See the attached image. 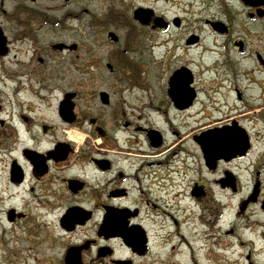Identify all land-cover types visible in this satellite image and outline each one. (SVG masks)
Returning a JSON list of instances; mask_svg holds the SVG:
<instances>
[{
	"label": "flooded vegetation",
	"instance_id": "1",
	"mask_svg": "<svg viewBox=\"0 0 264 264\" xmlns=\"http://www.w3.org/2000/svg\"><path fill=\"white\" fill-rule=\"evenodd\" d=\"M44 1L52 0H0V209L8 223L54 215L62 236H77L64 242L62 264L69 248L81 264H135L162 223H184L181 214L196 210L202 225H217L233 199L238 218L263 215L264 238V0H173L184 8L174 14L161 8L172 0H109L90 17L98 43L110 45L103 59L111 73L86 75L99 86L65 73L79 68L84 48V60L98 62L68 37L78 33L67 25L79 17L66 7L71 0L60 8ZM145 33L166 35L150 47L167 50L209 40L202 51L213 67L199 74H219L201 85L188 64L159 80L129 72L140 65L135 44Z\"/></svg>",
	"mask_w": 264,
	"mask_h": 264
},
{
	"label": "rangeland",
	"instance_id": "2",
	"mask_svg": "<svg viewBox=\"0 0 264 264\" xmlns=\"http://www.w3.org/2000/svg\"><path fill=\"white\" fill-rule=\"evenodd\" d=\"M64 0L44 1L43 6L55 7L62 5ZM109 0H71L66 7L77 12L79 17L69 21L68 26H74L78 32L74 35H68L75 40L85 44L86 48H92L97 63L89 64L84 59L88 58V50L81 51L82 63L77 70L65 66V73L72 75H81L78 79L72 77L80 83L96 82L97 86L101 83L98 78H88L89 74L109 75L111 72L105 65L103 57L108 55L110 45L99 44L101 35L90 29V17L93 14L98 16L103 14ZM135 4L138 0H125V3ZM49 8V7H48ZM58 8V9H59ZM162 9L169 10L171 14L179 13L184 8H178L173 4V0L168 4L162 3ZM55 14L57 11H53ZM57 15V14H56ZM183 16L187 17L186 14ZM190 19L187 20V25ZM194 24V23H193ZM192 24V25H193ZM191 24H189L190 26ZM199 33L205 34V26L198 24ZM166 35L160 36V33H145L141 35L139 45L135 44L136 53L134 58L140 63L137 65H127L125 68L132 73H148L156 80L161 75L183 64H188L193 68L198 78V83L215 80L218 72L207 70L202 75L201 68L213 67L212 56L206 51H202V46H194L187 50L181 48L150 47V45L166 39ZM95 37V42L91 39ZM94 39V38H93ZM105 35L104 40L105 41ZM142 42V43H141ZM165 53L159 55L160 51ZM155 57H161L156 60ZM159 64V65H158ZM118 74L121 73L120 69ZM142 70V71H141ZM116 70L114 71V73ZM93 80L92 82L88 80ZM85 89L87 87H84ZM13 203L7 201L5 205ZM229 207L225 210L224 217L217 225L211 222H205L208 225H202L195 219L196 210H193L192 216L181 214L182 210L177 212L184 216L185 222L176 226H168L162 223L165 229H168L167 236L165 229L160 231L159 236H152L151 248L149 253L140 259L135 260V264H264V238L260 236L259 223H262V216L257 210H248L240 218L234 215L236 199L229 201ZM35 210V209H34ZM37 211V210H35ZM190 212V211H188ZM186 216V217H185ZM39 224V225H38ZM234 228L232 234H226V229ZM77 236H62L58 231L55 222V216L50 214L45 218V222H36L33 219L27 221H18L14 224L8 223L4 210L0 209V264H62L63 244L66 240L75 239Z\"/></svg>",
	"mask_w": 264,
	"mask_h": 264
},
{
	"label": "water",
	"instance_id": "3",
	"mask_svg": "<svg viewBox=\"0 0 264 264\" xmlns=\"http://www.w3.org/2000/svg\"><path fill=\"white\" fill-rule=\"evenodd\" d=\"M140 10H134V16L139 17ZM109 35L114 37V33L110 32ZM245 204V203H244ZM244 204L241 206V210L244 208ZM64 264H81L79 252L76 248H69L64 256Z\"/></svg>",
	"mask_w": 264,
	"mask_h": 264
}]
</instances>
